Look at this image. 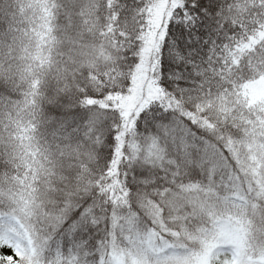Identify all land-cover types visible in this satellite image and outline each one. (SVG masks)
<instances>
[{
	"label": "snow or ice",
	"instance_id": "obj_1",
	"mask_svg": "<svg viewBox=\"0 0 264 264\" xmlns=\"http://www.w3.org/2000/svg\"><path fill=\"white\" fill-rule=\"evenodd\" d=\"M0 264H264V0H0Z\"/></svg>",
	"mask_w": 264,
	"mask_h": 264
}]
</instances>
